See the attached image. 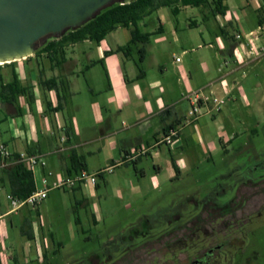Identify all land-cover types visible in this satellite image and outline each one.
<instances>
[{"label":"rangeland","instance_id":"1","mask_svg":"<svg viewBox=\"0 0 264 264\" xmlns=\"http://www.w3.org/2000/svg\"><path fill=\"white\" fill-rule=\"evenodd\" d=\"M247 11L251 14L247 17L248 22H253L255 26L256 15L250 8H235L232 13L239 18L246 16ZM191 18L197 20L196 25H187ZM143 21L145 26L142 28L146 31L156 30L159 23L162 26V31L151 34L146 44L165 78L173 74L177 76L178 65L188 69L193 79L201 83L224 71L225 66L217 49L207 45V42L214 41L209 34L210 29L216 28L212 16L208 18L207 28L197 7L181 8L174 15L169 7L162 6L145 16ZM121 30L118 29L117 34ZM85 44L68 47L67 56L80 59V63L85 62L81 53ZM259 46L263 50L246 70L247 77L238 79L243 94L241 91H234L231 96L225 94L227 98H224L219 111L207 112L202 108L198 118L183 129L182 147L172 152L176 162L178 159L184 161V165L177 166V178H174L176 172L171 167L170 153L164 143L156 157L152 155L154 149L146 150L148 152L142 154L137 168L134 161L124 162V154L116 151V148L111 149L107 143L97 144L101 146L100 150L91 155L85 154L86 165L75 172L77 176L95 173L93 194L90 189L83 188L81 191L69 183L50 187L45 198L23 205L22 208H27L25 210L29 215L25 210L20 214L24 213L26 220L20 221L13 215V223L10 225L7 222L9 235L4 242L7 252L16 255L15 264H41L37 260L33 242L26 236L27 223L31 225L34 222L41 239L44 238L43 251L47 261L51 264H75L93 252L116 255L117 252L111 250L112 244L120 242L129 227L152 220L189 193L201 196L211 191L214 182L227 179L229 174L235 176L241 170L249 173L245 165L253 163L255 175L264 176V41ZM129 52L137 59L138 50L134 45H131ZM150 64L151 60L150 63L143 62L141 66L145 70ZM91 72L83 75L78 71L74 93L67 95L70 100L83 104V114L89 123L92 120L91 108L86 99L82 102L90 97L88 82L97 90L105 84L101 67H94ZM192 85L195 83L192 82ZM210 91L218 97L224 96L221 87L217 88L215 83L206 87L205 92ZM192 93L188 90L185 96ZM224 139L228 141L222 143ZM211 142L215 148L203 151V146L207 147ZM111 159L114 161L112 165ZM117 161L120 162L116 164ZM156 165L160 168L158 172ZM98 169L100 174L96 172ZM48 171L44 176L47 185L51 186L55 170ZM9 264H13L12 260Z\"/></svg>","mask_w":264,"mask_h":264},{"label":"crops","instance_id":"2","mask_svg":"<svg viewBox=\"0 0 264 264\" xmlns=\"http://www.w3.org/2000/svg\"><path fill=\"white\" fill-rule=\"evenodd\" d=\"M229 1L232 0L222 1L226 7L223 15H213L210 6L197 7L200 9L201 19L207 28H209L208 18L212 16L215 19L216 28L209 30L214 41L207 42V45L217 49L222 63L226 58L227 61L230 60L227 65H224V71L221 70L216 77L206 82L201 83L194 80L190 71L181 65L177 66V76L174 77L173 74L170 78H165L157 59L151 54L148 44L144 45L143 62L150 63L151 60V64L138 77L136 59L133 55L130 54L128 57L122 52H115L118 46L126 44L130 39L129 28L121 26L108 32L98 42L85 39L68 44L64 48L63 55L60 53L52 55L48 52L33 53L28 58L14 61L11 65L0 64L2 65L0 74L4 82L10 80L14 72L20 84L31 87L33 95V98H25L20 95L14 105L0 100V142L10 152L40 154L43 157L45 164L38 166L33 172L34 184L38 186L41 177L48 170H55L54 181L56 174H61L63 177L76 175L74 171H70L69 174L66 172L70 168L69 154L71 151H75L85 158V154L91 155L100 150L101 146L99 147L97 144L107 143L111 149L116 148V151L124 154L122 158L124 162L129 160L128 154L133 149L148 150L152 148L154 149L152 155L156 157L163 144H157V142L171 128L179 127V134L175 142L171 145L165 144L170 153L172 167L171 161H175L172 152L175 148L182 147V131L187 127L182 125L188 106L184 99L185 93L188 90H205L206 87L215 83L217 88L221 87V90L227 92L228 95L234 91H241L243 94L242 85L238 79L247 77L246 70L253 65L260 54H249L247 40L243 38L238 40L237 45L231 50L227 49V43L220 36L218 30L219 27L231 20L237 27V32L251 31L253 34L259 32L258 38L254 41L258 47L264 39V0H243L236 3L232 1L231 4ZM186 7L188 6L181 8ZM240 7L250 8V11L256 15L255 26H253V22H248L247 17L251 15L248 11L244 17H235L232 10ZM196 21L191 18L187 25L189 23L197 24ZM137 25L142 32L155 31V28L149 31L144 30L142 28L145 26L143 19ZM118 29L122 30L117 34ZM83 43L86 44L81 49V53L85 62L80 63V59L67 56L68 47L74 48ZM197 45L199 46V44ZM134 46L138 50L141 44L137 43ZM235 48L240 53V61L236 59ZM252 55L255 56L252 57ZM78 65H80L79 69H77ZM97 66L101 67V71L104 73L105 84L103 88L97 90L88 82L90 97L84 98L82 102L86 99L91 108L92 120L89 123L83 114V104L77 100H70L67 95L70 96L74 93L78 71L83 75H88ZM45 79H55L59 85L56 88L46 89L40 85V81ZM223 80H226L229 86H226L227 83L224 82L225 85L222 88L221 81ZM192 82L195 83L194 86ZM194 126L196 127L194 129L197 130L195 123ZM181 128L182 130H180ZM197 131L199 137V130ZM227 141L224 139L221 142ZM207 148L214 149L215 145L211 142L207 147L203 146V151H207ZM141 157L142 154L129 161H134L137 168L136 164L142 160ZM178 160V162L175 161L176 166L184 165L183 160ZM113 162L111 159L110 164H114ZM118 162L120 161L115 163ZM155 169L157 172L160 170L157 165ZM172 169L174 170L173 167ZM99 171L100 169L96 170V172ZM73 187L81 191L83 188L90 189L93 194V185L91 184L84 183ZM8 193L6 177L4 174H0V264H9L11 260L15 264L17 261L16 255L7 252L4 242L9 235L7 222L10 225L13 223V215L20 221L27 219L24 213L20 214L27 209H23V205L16 210H11L9 200L6 198ZM25 211L27 213V210ZM26 234L31 235L29 240L35 246L37 259H41L44 255L45 240L41 239L38 227L34 222L31 225L27 223Z\"/></svg>","mask_w":264,"mask_h":264},{"label":"flooded vegetation","instance_id":"3","mask_svg":"<svg viewBox=\"0 0 264 264\" xmlns=\"http://www.w3.org/2000/svg\"><path fill=\"white\" fill-rule=\"evenodd\" d=\"M244 167L249 173L229 174L129 227L112 244L116 255L93 252L75 264H264V176L253 163Z\"/></svg>","mask_w":264,"mask_h":264},{"label":"trees","instance_id":"4","mask_svg":"<svg viewBox=\"0 0 264 264\" xmlns=\"http://www.w3.org/2000/svg\"><path fill=\"white\" fill-rule=\"evenodd\" d=\"M222 1L223 0H134L126 4L117 3L102 10L94 19L89 20L80 28L69 30L59 38L48 39L34 51V54L48 52L52 55L55 53L63 55L65 52L64 48L68 44L76 43L85 39L98 42L102 40L108 32L116 29L117 27H126L130 30V39L126 44L118 46L115 49V52H122L129 57L131 45H135L137 43L141 44L138 48V58L135 61L139 77L143 74L141 64L145 53L144 45L148 42L151 34L162 31V26L159 23L155 31L142 32L137 25L140 20L162 6L169 7L170 12L174 15L178 14L181 7L184 6H210L212 8L213 15H223L226 7ZM194 25L196 24H188V26ZM236 32L237 27L231 20L219 27L218 33L226 41L227 49L229 50L237 45L238 40H236L233 35ZM50 59L54 61V59ZM13 63L14 61L4 64L11 65ZM40 85L46 89H51L56 88L59 83L55 79H45L40 81ZM20 95L25 98H33L31 87L29 85L20 84L14 72L12 73L10 80L7 82L3 81L0 74V100L14 105ZM17 156V153L12 152L13 160H15ZM69 161L70 168L66 170L67 174H69L70 171H74L75 173L78 169H82L85 166L84 157L82 155H78L75 151L70 152ZM171 163L174 168V172H176L174 178H177L178 169L175 161L172 160ZM98 173L100 174V172ZM0 174H4L6 177L9 194L20 200L25 199L35 188L33 174L31 170L27 169L22 162H13L7 167L0 168ZM26 235L29 239H31L30 234Z\"/></svg>","mask_w":264,"mask_h":264},{"label":"water","instance_id":"5","mask_svg":"<svg viewBox=\"0 0 264 264\" xmlns=\"http://www.w3.org/2000/svg\"><path fill=\"white\" fill-rule=\"evenodd\" d=\"M134 0H0V64L25 59L50 38L80 28L102 10Z\"/></svg>","mask_w":264,"mask_h":264},{"label":"built area","instance_id":"6","mask_svg":"<svg viewBox=\"0 0 264 264\" xmlns=\"http://www.w3.org/2000/svg\"><path fill=\"white\" fill-rule=\"evenodd\" d=\"M259 33V32H258ZM253 34L251 31L247 32H236L234 35V38L236 40H240L241 38L247 40L248 48L247 52L249 54H258L263 49L261 46L258 45V47L254 44L255 40L258 38L259 34ZM258 35V36H257ZM264 41V39H263ZM234 53L236 56V59L239 61L240 59V53L236 48L234 49ZM175 60H178V57L175 58ZM224 65L228 64L227 60L223 61ZM227 83L226 80L221 81L222 88ZM226 86H229L227 83ZM224 96H216L213 92L206 93L204 89H200L197 91H193L192 95H186L184 99L187 101L188 106L185 112L184 122L182 125L190 124L191 122L195 121L199 114L200 110L202 108H205L207 112L211 111H219L220 105L224 102L225 94H228L227 92H223ZM179 134V127L177 128H171L167 134L163 135L162 138L157 142L158 143H164L171 145L175 142L176 138ZM128 154V159H134L136 156L143 154L146 152V149H133ZM18 156L15 160L12 159V152L8 150V148L0 142V168L7 167L8 165L12 164L13 162H22L25 167L29 170H31L32 174L34 170L38 166H43L45 164V161L43 157L40 154H27V153H17ZM98 173V172H97ZM50 174V171L48 172ZM69 183L71 186H76L78 184H84L89 183L91 185L95 184V173L94 174H81L80 176H72V177H63L61 174H56L55 181L52 183L51 186L47 185V180L45 176H42L40 179V185H35L34 190L29 194L25 199H18L11 194H7L6 198L9 200V203L11 205V210H16L21 205H24L26 203H35L37 200L43 199L46 196V191L50 187H57L61 184Z\"/></svg>","mask_w":264,"mask_h":264}]
</instances>
